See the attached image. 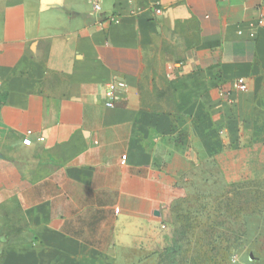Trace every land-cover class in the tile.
Returning a JSON list of instances; mask_svg holds the SVG:
<instances>
[{
  "label": "crops",
  "instance_id": "obj_1",
  "mask_svg": "<svg viewBox=\"0 0 264 264\" xmlns=\"http://www.w3.org/2000/svg\"><path fill=\"white\" fill-rule=\"evenodd\" d=\"M260 11L0 0V264H146L184 196L264 182ZM162 78L169 101L148 107ZM114 79L126 89L108 107Z\"/></svg>",
  "mask_w": 264,
  "mask_h": 264
},
{
  "label": "rangeland",
  "instance_id": "obj_2",
  "mask_svg": "<svg viewBox=\"0 0 264 264\" xmlns=\"http://www.w3.org/2000/svg\"><path fill=\"white\" fill-rule=\"evenodd\" d=\"M169 47L178 49L179 38L170 39ZM167 90L165 78L159 79L147 90L145 104H167ZM164 244L157 259L146 264H264V182L219 195L184 196Z\"/></svg>",
  "mask_w": 264,
  "mask_h": 264
},
{
  "label": "built area",
  "instance_id": "obj_3",
  "mask_svg": "<svg viewBox=\"0 0 264 264\" xmlns=\"http://www.w3.org/2000/svg\"><path fill=\"white\" fill-rule=\"evenodd\" d=\"M154 12H160L161 8L152 5ZM254 25L257 28H264V11H260ZM238 33L241 34V30H238ZM252 36L253 33H250ZM235 88L239 91H244L246 90V81L243 78H239L235 82ZM126 89V84L123 80L120 79H114L106 83L105 85V90H104V97H105V106L112 107L115 104V101L119 97L120 93ZM24 144H29L30 140L29 138L23 139ZM125 155L121 156V159L124 161L125 160ZM116 211L118 210L117 208L115 209Z\"/></svg>",
  "mask_w": 264,
  "mask_h": 264
},
{
  "label": "water",
  "instance_id": "obj_4",
  "mask_svg": "<svg viewBox=\"0 0 264 264\" xmlns=\"http://www.w3.org/2000/svg\"><path fill=\"white\" fill-rule=\"evenodd\" d=\"M47 0H41L42 4H46ZM157 213V212H156Z\"/></svg>",
  "mask_w": 264,
  "mask_h": 264
}]
</instances>
